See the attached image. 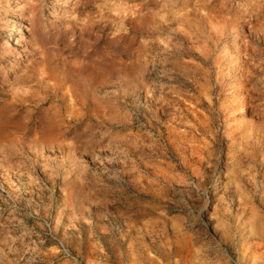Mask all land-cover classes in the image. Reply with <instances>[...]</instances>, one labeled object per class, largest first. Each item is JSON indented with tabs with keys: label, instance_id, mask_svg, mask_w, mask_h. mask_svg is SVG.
<instances>
[{
	"label": "rangeland",
	"instance_id": "rangeland-1",
	"mask_svg": "<svg viewBox=\"0 0 264 264\" xmlns=\"http://www.w3.org/2000/svg\"><path fill=\"white\" fill-rule=\"evenodd\" d=\"M0 264H264V0H0Z\"/></svg>",
	"mask_w": 264,
	"mask_h": 264
}]
</instances>
